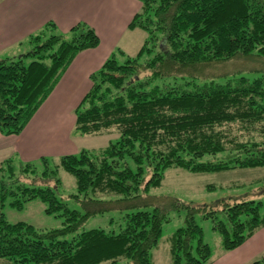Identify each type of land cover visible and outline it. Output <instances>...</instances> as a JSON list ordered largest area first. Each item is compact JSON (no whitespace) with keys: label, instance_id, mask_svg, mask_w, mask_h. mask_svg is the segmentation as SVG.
Masks as SVG:
<instances>
[{"label":"trees","instance_id":"obj_1","mask_svg":"<svg viewBox=\"0 0 264 264\" xmlns=\"http://www.w3.org/2000/svg\"><path fill=\"white\" fill-rule=\"evenodd\" d=\"M135 1L140 10L127 28L144 32V43L123 62L111 53L90 75L91 87L74 110V134L97 136L114 129L118 139L97 153L82 150L60 158V168L76 181L72 198L82 211L58 197L60 180L46 158L39 174L31 163L18 170L13 160H5L1 264H151L150 252L172 213L183 214V226L171 238L172 264H211L198 220L211 223L226 252L264 227L263 200L227 197L196 204L168 195L140 203L161 187L169 168L194 174L264 168V75L224 83L183 76L196 64L251 53L264 58V0ZM30 43L26 54L0 59V134L6 137L22 133L75 57L97 48L100 39L84 23L66 36L49 23ZM118 55L126 56L120 50ZM35 178L38 187L32 185ZM51 181L55 188L47 187ZM33 200L45 205L47 215L62 219V227L39 230L6 220V206L21 210ZM123 203L131 211L122 216L117 233L84 229L90 217Z\"/></svg>","mask_w":264,"mask_h":264},{"label":"rangeland","instance_id":"obj_2","mask_svg":"<svg viewBox=\"0 0 264 264\" xmlns=\"http://www.w3.org/2000/svg\"><path fill=\"white\" fill-rule=\"evenodd\" d=\"M100 1L104 2L105 0ZM125 7V10H127L129 7L126 0H107L106 5L104 7H101L100 16L98 17L97 23L99 25L106 26L104 22L105 20L109 19L110 23L115 26L116 23H119L121 21V13H125ZM107 29L108 30L104 34L103 39L106 42L112 41V39H116L119 41V44L121 43V45L125 47L123 49L126 50L125 53L127 55L124 58H122L121 56L119 57L118 48H116L114 52L119 62H123L127 56H136L135 46H128L129 40L127 39L126 35H122V33H115V35L113 34V36H111L109 30L110 26ZM134 34V41L137 42L139 40V33ZM66 35L67 33L64 34V36ZM142 37H146L144 32H142ZM100 50H104V47ZM97 55H99V52L97 53ZM144 60L145 57L139 61V64H143L145 62ZM28 61L29 60H27V62ZM176 72V70L173 71V73ZM142 75H147V73H142L140 76ZM263 75L264 58L259 57L256 53H251L250 55H237L231 59H227L224 61L196 64L186 67L183 71V76L193 77L198 83H201V81H208L212 79L217 82L224 83L226 80L234 77H245L249 80H252ZM70 80L71 81L68 83L70 91H75V89H77L75 85L79 87L83 83L82 79H80L79 76L78 78L71 77ZM59 96L60 95H58V103H56L60 105L66 104L68 97ZM52 99L53 97L50 99V101H52L51 103L56 101V99ZM45 112L46 115L50 117L45 120L47 123H49L48 125H51L50 129L57 131L58 127L56 123H52L55 124L52 125L51 122H56L54 117L56 114H59L58 110L55 111L53 106L49 110L46 109L42 111V114H45ZM63 114L65 116L64 118H62L63 120H61L63 125L66 126L67 129V127H71L73 123V119L75 118L74 112L73 110H65L62 112L61 117L63 116ZM53 126H56V130L53 128ZM117 139L118 133L116 132V130L111 129L110 131L97 136H80L72 134L68 143H65V139H62L61 142L59 140H53L49 143L45 142V145H41L39 147L38 152L46 154V156H42L41 158L47 159L48 167L56 171V177L60 180L57 195L67 204L70 209H77L79 211H82L80 204L74 201L72 198V196L77 193L76 181L74 177L60 168V158L62 155H64L61 153L77 155L82 150H87L91 153H97L100 152L99 150L105 148L110 142L114 143ZM33 153H35V151H33ZM41 158H35L29 162H22L20 160L14 159L11 160H13V163L18 170L19 167L22 168L25 164L31 163V165H33L32 167L37 170V174H39L44 170V162ZM39 181L40 180L35 178V182H33L32 185H34V183L39 184ZM26 182H29V180ZM34 186L38 187V185ZM47 187L55 188V185L51 181L47 184ZM263 191L264 168L236 169L216 173L198 174L190 173L180 168H169L164 172V178L161 187L151 190L149 194L150 198L145 197V199L141 200L140 203H157L159 198L168 195L180 198L185 202H194L196 204H210L215 200L227 197L264 201ZM110 198L111 197H105V199ZM126 205L127 203H123L122 205H120L122 210L119 207L105 214L90 217L85 224L84 229L91 230L100 228L106 232L117 233L119 231V226L123 224L122 216L126 212L131 211V209H129V207H126ZM139 208L149 209L150 207ZM3 212L5 214L6 220L9 223L24 222L32 225L34 228L39 230L59 229L62 227V219L56 218L53 215H47L45 213V205L39 200H33L25 203L21 210L12 209L6 206ZM198 223L203 230L204 242L207 243L211 249V264H237V257H240V253L238 252L241 247L231 252L224 251L221 246V238L216 232L212 230L211 223L208 220H198ZM182 226L183 214L172 213L171 220L163 225V230L158 245L150 252L151 264H172L170 255L171 238L174 232ZM262 259H264V247L259 251V253L254 255V258L245 260L240 264H251L256 260ZM2 261L4 260L0 259V264L2 263Z\"/></svg>","mask_w":264,"mask_h":264},{"label":"crops","instance_id":"obj_3","mask_svg":"<svg viewBox=\"0 0 264 264\" xmlns=\"http://www.w3.org/2000/svg\"><path fill=\"white\" fill-rule=\"evenodd\" d=\"M106 1L107 0L104 2L100 0H0L1 60L17 58L29 52L32 49L30 43L31 38L40 34L49 23L55 25V32L58 35H64L73 26L84 23L92 28L100 39L97 48L85 50L75 57L50 97L36 112L20 135L6 137L0 134V165L7 159L29 162L35 158L46 156L45 153L42 154L38 152L39 147L45 145V142L49 143L53 140H59L61 142L62 139H65V143H68L71 135H74L75 118L73 119L71 127L69 126L66 129V126L62 123V118L65 116L63 114L61 117L62 112L65 110H73L74 112L77 104L90 88V75L100 68L110 53H114L116 48H118L127 55L125 53L126 50L123 49L125 47L121 45V43L119 44L118 40L112 39V41L106 42L103 39L109 26L111 36H113V34L115 35V33H122V35L127 36L129 40L128 46H135V55L141 48L146 38L142 37V31L138 29L129 30L127 28L130 20L139 12L140 5L135 0H126L129 7L127 10H125V7V13H121V21L113 26L109 19L105 20L104 24H106V27L105 25L102 26L97 23L101 7L106 5ZM134 33H139V40L137 42L134 41ZM103 47L104 50H100ZM98 52L99 55H97ZM70 76L73 78H78L79 76L80 79H82L83 83L79 87L75 85L77 87L75 91L69 90L68 83L71 81ZM58 95H60L59 97L67 96L69 100L67 98V103L64 105L57 104ZM52 97L56 99L53 103L50 101ZM53 106L55 111L58 110L59 112V114H56L54 117L56 122H51V124L56 123L58 127L57 131L51 130V125H48L49 123L45 121L49 117L46 115V112L42 114V111L46 109L49 110ZM53 128L56 130V126H53ZM33 151H35V153H33ZM61 154L72 155L68 153ZM263 247L264 228L259 230L251 239L241 246L238 252L240 253V257H237V264L254 258V255L259 253Z\"/></svg>","mask_w":264,"mask_h":264}]
</instances>
